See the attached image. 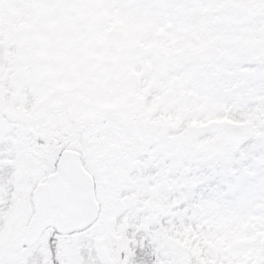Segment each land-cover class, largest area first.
<instances>
[{
	"label": "snow or ice",
	"instance_id": "obj_1",
	"mask_svg": "<svg viewBox=\"0 0 264 264\" xmlns=\"http://www.w3.org/2000/svg\"><path fill=\"white\" fill-rule=\"evenodd\" d=\"M0 264H264V0H0Z\"/></svg>",
	"mask_w": 264,
	"mask_h": 264
}]
</instances>
